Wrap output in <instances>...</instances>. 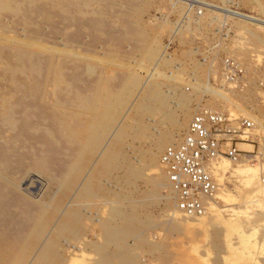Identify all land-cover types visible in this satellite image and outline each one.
I'll list each match as a JSON object with an SVG mask.
<instances>
[{"label": "bare ground", "instance_id": "1", "mask_svg": "<svg viewBox=\"0 0 264 264\" xmlns=\"http://www.w3.org/2000/svg\"><path fill=\"white\" fill-rule=\"evenodd\" d=\"M147 1L153 0H142L141 3L139 0H25L16 5L15 11L19 13L16 21L22 18L21 23L28 27H36L39 20L53 24L57 22L67 32L65 40L71 41L70 44L76 43V46L65 41L62 49L48 48L35 31L18 41L0 36V41L10 46L46 52L45 82L42 87L31 90L30 81L25 86L31 93L38 94V107L32 117L38 118L39 122L44 120L43 117H48L46 120L50 121L47 139H44L47 156L45 161L38 160L34 165L35 171L47 179V187L26 226H21L10 238L0 237V264H142L136 250L144 248L154 256L163 249L152 235L150 237L146 233L149 226V218L144 213L146 196L138 191L136 183L146 181L145 169L154 170V174L147 176V179L151 178L155 189L165 186L167 193L164 198L167 204L171 201L174 203L172 208H176V183L166 175L167 165L163 163V168L157 169L153 159L170 143L173 132L186 128L190 120V103L200 94L207 91L215 102L222 105L230 104L233 97L219 88L203 84L202 79L208 72L205 65L194 66V78L189 83L192 85L191 94L182 89L179 91L177 83L182 69L180 71L177 67L175 73L172 70L167 74L161 70L171 63L160 51V38L170 30L169 24L165 21L143 23L138 19ZM239 1L244 5L252 3L264 16V8L259 0ZM226 12L241 20L264 25V21L256 18ZM211 20L216 21L217 18L211 17ZM183 28L175 31L177 39H185ZM84 30L88 31L91 44L84 43L87 37L83 35ZM74 32L76 34L71 36ZM242 35L256 43L262 42L255 31L243 29ZM237 51L236 56L242 57L248 72H254L246 50L237 48ZM8 56L3 57L5 62ZM241 60L239 62L243 65ZM152 64H156V69L142 79L138 69L148 70ZM135 68L137 71H133ZM81 72L88 74L93 84L89 104L83 103L84 100L79 102L74 97L76 92H82ZM64 73L74 76L72 85L65 82ZM252 91V88H246L238 91L236 97L246 101ZM172 100L176 105L174 109L170 106ZM22 117V124L28 126L32 120L31 113ZM57 122L58 126L61 122L65 125L69 138H64L62 144L59 141L60 145L55 146L57 144L53 140ZM230 124L233 127L239 125L237 119ZM250 125L252 128L251 121ZM182 141L183 138L173 146ZM15 145L25 153L20 143ZM219 160V157L210 158L203 164L206 176L211 180ZM24 171L27 172L25 168ZM0 179L7 180V177L0 173ZM9 180L17 186L13 178ZM214 192H201L200 204L203 197L211 198ZM208 210L205 207V212L199 215L184 211L192 217L186 216L182 227L187 234L210 235L216 264H264L263 252V257L258 256V251L264 250L262 244L251 250L255 244L252 246L250 235L239 231L229 238L230 232L237 230V221L221 217L220 225H213L203 218ZM173 216L175 218L176 215ZM223 233L225 239L221 238ZM166 258L162 259V264ZM198 260L202 264L205 262L202 257Z\"/></svg>", "mask_w": 264, "mask_h": 264}, {"label": "rangeland", "instance_id": "2", "mask_svg": "<svg viewBox=\"0 0 264 264\" xmlns=\"http://www.w3.org/2000/svg\"><path fill=\"white\" fill-rule=\"evenodd\" d=\"M24 1L0 0V36L18 41L23 39L27 33L35 31L41 37L43 45L48 46V48L62 49L67 32L59 27L57 22L53 24L39 20L36 22V27H28V25L21 23L22 18L18 17L19 19L16 21L19 14L18 11H15L16 5L18 6L20 2ZM259 1L264 8V0ZM139 2L141 3L142 0ZM207 5L218 9L209 8ZM225 10L264 21V16L259 13L255 5L252 3L244 5L239 0H177V2L176 0H153L145 2L139 13L138 19L143 23L156 24L165 21L169 24L170 30L160 38L162 48L160 51L163 52L164 58H169L171 63L161 70L167 74L173 72L177 67L180 71L182 69L180 80L178 83L176 82L179 91L182 89L185 93L190 92L189 94H191L192 85L190 84L194 78L192 75L194 66L205 65L204 67L207 66L208 72L202 79L205 81L203 84L216 89L219 88L223 93L233 97L230 104L222 105L215 102L209 92L204 91L200 94L190 103L188 108L190 120L186 128L177 131L178 133L173 132L171 138L173 143L170 141L166 144L153 161L156 162L154 167L157 169L163 168V163H165L167 175L169 166L165 161V153L181 138H184L191 120L198 116H204V119H207V115L221 116L229 120L228 138L221 136L219 144H224L225 147L222 148V157H219L217 168L213 170L212 174L214 176L212 181L216 190L211 198L203 197L204 200H202L204 209L205 207L209 208L208 214L203 218L213 225H220L221 217L222 219L234 218L237 221V230L230 232L228 237L233 238L237 231L250 235L249 239L252 246L255 244L251 248L253 250L261 247V244L264 247V25L241 20L233 15L230 16ZM223 13L226 15L223 16ZM211 17L217 18V20L212 21ZM182 27H184V33L182 30L184 40L177 39L175 36V31ZM243 29L259 33L263 43L261 42L260 45L256 41L245 38L242 35ZM74 34L76 32L71 33V36ZM83 35L87 36L84 43L91 44L92 41L87 30H84ZM70 43L72 42L70 41ZM70 43L66 41V44L76 46V43ZM237 48L246 50L248 62L250 60L249 65L253 66L254 72H248L246 63L241 60L242 57L236 56ZM45 53L32 48L24 50L0 41V73H2V77L0 76V117L2 118H0V173L7 177V180L0 179V237L6 239L10 238L12 234H16L21 226H26L28 219L37 209V201L47 187V179L38 171L36 172L34 168L37 162L45 161V156H47V146H45L44 139H47V127L50 121H47L48 117H43L44 120L41 122L38 118L32 117L36 114V107H38V94L31 93L25 86L30 81L31 90H38L42 87L45 82L44 70L47 63ZM6 54L9 56L5 62L3 57ZM235 57L241 60L243 65ZM155 65H150L148 70L146 68L138 69L142 79H146V76L156 69ZM65 66L69 65L66 64ZM133 71H137V69L135 68ZM115 76L117 77L118 74ZM63 77L65 82L69 83L68 85H72L74 76L64 73ZM89 77L88 74L81 72L82 92L74 94L75 100L79 102L84 100L83 103L85 102V104H89L92 95L93 84ZM246 88H252L251 97L246 101L238 99L236 93ZM164 90L169 91L165 87ZM170 106L175 108L174 100L171 101ZM27 113H31L32 120L28 126H24L22 116ZM235 119L239 125L233 127L230 122H235ZM207 121L209 120L207 119ZM250 121L253 131L250 130ZM56 124V135H54L53 142L57 144L55 146H58L69 137L65 125L62 122L59 126V122ZM224 126L221 128L208 123V130L213 134H220L218 130L223 129L221 131L223 134L227 130ZM232 130L233 133L231 134ZM15 142L20 143L22 148H25V153L18 150L19 147H14L16 146ZM135 146H138V143H135ZM24 168L27 170V172L24 171L25 173H23ZM28 169H30L29 172ZM145 170L146 181H138L136 188L146 196L145 203L147 206L144 213L149 218L146 233L150 237L152 235L153 239L158 241L163 249L154 256H151L144 248L136 250L139 252V259L142 258L140 262L142 264H162V259L167 257L164 264H202L198 260L202 257L205 261L203 264H216V254L211 248L210 235L208 233L192 234V232L187 234L184 231L182 225L186 221V216L189 217L190 214L179 207L182 201L180 194L176 199L178 202L175 200L176 208H172L174 203L169 201L167 204L164 198L167 188L160 186L162 189H155L151 178L150 180L147 179V176H152L155 171L149 170V168ZM9 178L15 180L16 187ZM197 192L191 194L190 201L194 200L197 203ZM204 209L200 211L199 207L197 209L199 212H194L192 215H199L205 212ZM174 214L176 215L175 218H173ZM223 234L221 238L225 239V233ZM258 252H260L258 256H264V250ZM262 252L263 256L261 255ZM170 253L172 254L170 255Z\"/></svg>", "mask_w": 264, "mask_h": 264}, {"label": "built area", "instance_id": "3", "mask_svg": "<svg viewBox=\"0 0 264 264\" xmlns=\"http://www.w3.org/2000/svg\"><path fill=\"white\" fill-rule=\"evenodd\" d=\"M207 119H204V116H198L192 120L183 141L177 146H171L165 153V161L169 166L167 176L176 183L178 197L179 194L181 196L182 201L179 207L191 214L199 212L197 211L199 207L200 211L203 210L199 202L201 192L208 193L216 190L214 182L206 176L203 164L210 158L222 157V148L225 146L219 144L220 139L221 136L228 138L229 133L227 128L230 127L229 120L226 118L207 115ZM208 123L221 128L225 125L227 130L223 134H221L223 129L218 130L220 134H213L208 130ZM196 191H198L196 201L199 206L194 200L190 201L191 194Z\"/></svg>", "mask_w": 264, "mask_h": 264}]
</instances>
